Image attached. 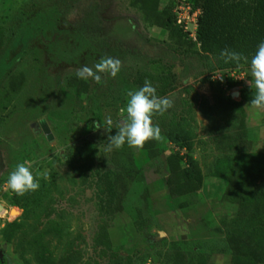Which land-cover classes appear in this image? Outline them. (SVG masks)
Listing matches in <instances>:
<instances>
[{
	"label": "rangeland",
	"instance_id": "obj_1",
	"mask_svg": "<svg viewBox=\"0 0 264 264\" xmlns=\"http://www.w3.org/2000/svg\"><path fill=\"white\" fill-rule=\"evenodd\" d=\"M170 1L174 12L188 3L0 0V264H59L71 247L79 264H235L228 239L238 204L226 196L229 181L215 176L216 165L236 155L227 143L240 129L251 151L264 153V108L219 107L220 95L241 101L244 87L254 90L250 68L234 76L218 68V56L190 43V32L172 37L154 25L147 13ZM197 19L190 18V31ZM104 56L122 61L115 77L99 73L98 83L77 76ZM146 80L174 102L153 117L163 136L155 156L127 144L106 151L127 116L120 111L127 93ZM179 130L192 133L191 151L169 140L167 133ZM178 154L199 164L204 179L196 193L170 194L167 178ZM24 161L39 173L40 187L19 196L7 180ZM253 188L264 222V178ZM14 221L20 226L7 241L4 230ZM102 226L111 249L95 244Z\"/></svg>",
	"mask_w": 264,
	"mask_h": 264
},
{
	"label": "trees",
	"instance_id": "obj_2",
	"mask_svg": "<svg viewBox=\"0 0 264 264\" xmlns=\"http://www.w3.org/2000/svg\"><path fill=\"white\" fill-rule=\"evenodd\" d=\"M194 11L200 10L198 17L197 41L190 39V43L199 44L201 51L219 57L221 50L228 48L248 57V63L241 61L224 63L219 59L218 68L226 71H239L250 68L251 57L255 54L260 42L264 41V0H188ZM154 25L165 28L172 37H188V32L177 23L174 4L170 1L162 12L147 13ZM236 81L233 84H238ZM253 91L246 86L241 91V101L231 96L220 95L217 104L222 110H244L245 103L250 102ZM243 129L230 136L227 147L235 152L234 157L223 156L216 165L215 176L229 181L226 196L230 195L238 204V216L233 223L234 234L228 239L232 249V261L235 264H264V222L260 220L258 207L259 191L253 188L258 178H264V153L252 152L251 144ZM169 140L191 151L193 148L192 133L186 130L167 133ZM142 150L155 156L156 141L145 143ZM185 162V166L179 165ZM133 162V161H132ZM177 168L171 167L167 178L170 194L184 196L196 193L203 184V173L197 160L188 154H178L174 161ZM134 166V165H133ZM135 173L127 172L132 176ZM262 194L264 191H260ZM255 225L251 232L245 235L244 226ZM20 226L14 221L4 230L5 239H12L13 231ZM96 246L105 249L112 248L109 233L101 227L95 238ZM81 255L71 247L59 264H79ZM183 260V259H182ZM216 264V263H208Z\"/></svg>",
	"mask_w": 264,
	"mask_h": 264
},
{
	"label": "clouds",
	"instance_id": "obj_3",
	"mask_svg": "<svg viewBox=\"0 0 264 264\" xmlns=\"http://www.w3.org/2000/svg\"><path fill=\"white\" fill-rule=\"evenodd\" d=\"M219 58L224 63L241 61L248 63V57L243 53L225 48L221 50ZM122 67V61L116 57L104 56L94 66V69L83 66L77 71L80 79H94L101 81L99 73H108L115 77ZM250 73L253 77L251 87L254 89L250 104L256 108H264V41L260 42L255 54L250 60ZM128 100L126 107H121L120 111L127 113L126 118L120 121L115 128V135H109L105 150L111 152L113 149H121L127 144L130 148L142 149L146 142L150 140L161 141L163 139L162 130L154 124L153 117L156 114L163 115L168 109L174 106L172 99L157 95L156 88L151 81L146 80L144 85L137 90L127 93ZM109 132L113 129L111 118L107 119ZM99 129L100 125H96ZM111 166L110 161L108 160ZM39 175V173H37ZM37 175H34L31 166L27 161L19 163L9 173L7 184L19 196H24L30 191H37L40 187ZM46 178V177H45Z\"/></svg>",
	"mask_w": 264,
	"mask_h": 264
},
{
	"label": "built area",
	"instance_id": "obj_4",
	"mask_svg": "<svg viewBox=\"0 0 264 264\" xmlns=\"http://www.w3.org/2000/svg\"><path fill=\"white\" fill-rule=\"evenodd\" d=\"M178 9H180V11L179 10H177V12L175 11L176 16H177V23L184 28V31L190 32L191 38L194 41H197L198 19L196 20V30L194 32L190 31L191 29H189V24H190L189 20L194 15L195 16L198 15V17H199L201 11L200 10H195L194 11L193 6L189 2L188 3H184ZM228 72H233L234 76L237 73V71H228Z\"/></svg>",
	"mask_w": 264,
	"mask_h": 264
},
{
	"label": "water",
	"instance_id": "obj_5",
	"mask_svg": "<svg viewBox=\"0 0 264 264\" xmlns=\"http://www.w3.org/2000/svg\"><path fill=\"white\" fill-rule=\"evenodd\" d=\"M40 123H41L43 130H44V133L47 135H50L51 131H50V128H49L47 122L45 120H42ZM2 210H3V206L0 204V212ZM2 258H3V255H2V253H0V259H2Z\"/></svg>",
	"mask_w": 264,
	"mask_h": 264
}]
</instances>
